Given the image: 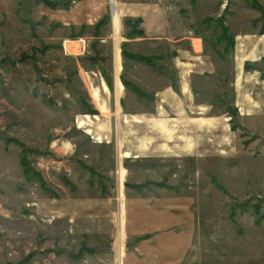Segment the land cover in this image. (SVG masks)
<instances>
[{
  "label": "rangeland",
  "instance_id": "obj_1",
  "mask_svg": "<svg viewBox=\"0 0 264 264\" xmlns=\"http://www.w3.org/2000/svg\"><path fill=\"white\" fill-rule=\"evenodd\" d=\"M46 1L0 0V264H116L117 239L128 264L132 240L124 230L119 237L120 219L136 183L144 194L164 193L172 203L184 202L187 228L190 223L194 228L179 264H247L263 258L264 0H132L167 7L172 36L190 29V36L200 37L202 56L187 53L188 44L181 41L176 44L183 56L173 58L161 42L123 47L119 36L114 39L113 33L122 32L121 4L127 0ZM106 12L110 17L102 22ZM220 17L234 37L228 52L219 40ZM95 24H101L97 31ZM67 39L88 45L81 55H68ZM193 40L198 49L200 40ZM74 41L69 47L78 52ZM130 55L149 57L151 63ZM135 63L173 80L177 76V84L182 70L188 91L182 95L177 87L176 105L161 101V93L131 81L129 72L143 76ZM118 75L142 94L122 79L120 84ZM186 84L183 80L182 90ZM116 93H122L123 103ZM88 107L97 113L87 115ZM34 147L36 152L29 149ZM21 150L49 191L25 181ZM82 165L105 175L111 193L101 192L97 175L89 174V182ZM63 178L77 181L81 196L108 199L113 218L101 228L108 231L103 238L76 234L78 227L74 224V232L56 214L52 198L73 193ZM91 219L79 226L90 228ZM83 245L92 252L79 255Z\"/></svg>",
  "mask_w": 264,
  "mask_h": 264
},
{
  "label": "crops",
  "instance_id": "obj_2",
  "mask_svg": "<svg viewBox=\"0 0 264 264\" xmlns=\"http://www.w3.org/2000/svg\"><path fill=\"white\" fill-rule=\"evenodd\" d=\"M121 9L122 11H124V13H126V14L124 13L122 14V32L120 34L117 33V35L113 33L114 39L115 36H119V39H121L119 41L121 43L126 42L131 44H135L137 42H144V43L161 42L163 43V45H165V47L169 46V54L171 55L172 58L176 57L177 55L183 56L184 49H182L180 45L179 47H177L178 45L176 43L184 41L185 43L188 44L187 49L185 50L187 51V53L192 52L197 56H202L203 46L201 39L200 37L197 36H190L189 35L190 29H185V31H183L180 34V36L171 35L170 20L167 18L164 12L167 9V7L165 8L163 4H159V3L141 4L138 1L136 2L132 0H127V1H122ZM116 10L118 12L120 11L118 10L117 7ZM111 14H112V8H111ZM108 15L109 14L106 12V14L102 15V17L103 16L110 17ZM119 15L120 12L116 13V16L118 17V29L120 28ZM126 16H129L131 18H136V17L141 18L139 27L143 30L144 36H137L134 38L126 37L125 33L129 31V27L126 26V24L124 23V18ZM111 18L113 19V15L111 16ZM195 38H198L200 40L198 49H196L195 42L193 40ZM173 50L176 52V54L175 52H173ZM123 59H125V57H123ZM112 64H113V56H112ZM180 64L183 66L181 62ZM133 65H134V69L141 70L143 76H140L141 78H138L136 73L129 72V74H131V79H132L131 81L133 82L138 81V83L141 84L144 82L142 85L148 86L150 88L149 91H153V93H161V101L165 99L166 101L174 102V105H176L175 97H179L177 93L178 92L177 87L180 91V94L182 95L185 94L183 93V91L185 90L188 91V81L186 79L184 72L180 73L182 70L178 74L179 82L177 84L176 82L177 76H176V80H173V78L170 76L169 73H161V75H159L153 71L150 72L149 69H145L142 66L137 68V66L140 65L139 63H135ZM121 70H122V65H121ZM181 74L184 75L181 76ZM183 80H186L187 84L185 88H183L182 90ZM113 82H114V76H113ZM100 86L101 88L102 87L106 88L104 82ZM112 89H113V85H112ZM125 89L127 88L123 86L122 93L125 92ZM122 93L120 94V96L122 95ZM94 96L95 99L97 100L99 94L96 88L94 89ZM124 99L125 98L122 97L120 102L123 103ZM132 102L133 99L130 98L129 103L127 105H130ZM98 106L99 109L102 110V105L98 104ZM86 118L88 119V117ZM93 118L99 119L98 116H93ZM166 131L168 132V130ZM89 174L90 173H88V176L90 177L91 174L90 175ZM104 176L105 175L102 174H100V176L97 175V183L99 187H101V192L103 194L108 195L111 192L108 190V187L105 186L104 180L106 178ZM92 179L93 177H90L88 181L91 182ZM63 182L64 184L69 185L70 191L73 193L70 195L67 194V197L65 199H63L64 198L63 196H61V198L60 197L52 198L54 202V204H52L53 209H58L56 214H59V216L63 217L65 221H67V223L69 222L71 230H73L74 232H75V227H78L76 234L81 233L80 235H88L90 233L95 232L98 234V237H102L100 235H105L108 231L105 232L101 228L103 227V225L107 226V221L109 219L108 218L109 216L113 218V211L111 205L108 202V199L101 200L100 195L99 197H97V199H94L93 197H87V196L85 197L83 195L81 196L79 195V193H83V191L80 190L81 192H79L78 187H80L81 185L77 183V181H74L75 184L73 185L72 182H70L66 178H63ZM75 185L77 186L76 190H75ZM135 185L137 186H135V190H133L134 194L132 196L126 197L124 200L126 201L125 210L123 205V198L121 199L119 198L121 214L124 210L123 219H120L122 235H120L119 237L121 238V236L122 237L124 236L123 235V230H124L125 236L127 237V241L132 240L131 242L128 243L130 245L128 247L129 249L128 264H179V260H180L179 255L182 253L181 255L184 256L187 247L190 245V243L187 245V241L189 237L191 239L192 236H190V233L194 228L193 223H190L189 228H187V224H186L187 216H186L184 202L183 201L179 202V200H177V204H175L174 202L172 203L167 195H163L164 193L162 195L154 194L152 192L148 194H144V188L141 185V183L140 184L136 183ZM56 214L55 216H57ZM87 217L93 218L91 220L95 221L94 222L95 225H91L90 228L84 227V225L79 226L81 223H86L89 221V218ZM191 219H192V215H191ZM109 223H111V221ZM74 224L76 225L75 227ZM110 225L111 224H109V231L111 230ZM91 228L94 229L91 230ZM191 235H193V232ZM117 241L119 242V244L116 251H118L119 254H117L116 264L117 263L123 264V260H122L123 244L118 239ZM106 243H109L108 239ZM106 246L108 249L110 248L108 245ZM81 248L82 251L79 252V255L83 251L88 252L89 254V252H92L93 250L92 248L86 245H83L79 249ZM245 263L264 264V257L258 259L257 261L253 259L252 260L249 259V261L248 262L245 261Z\"/></svg>",
  "mask_w": 264,
  "mask_h": 264
},
{
  "label": "trees",
  "instance_id": "obj_3",
  "mask_svg": "<svg viewBox=\"0 0 264 264\" xmlns=\"http://www.w3.org/2000/svg\"><path fill=\"white\" fill-rule=\"evenodd\" d=\"M192 1L194 2L196 0H192ZM46 2L47 3H49V2L54 3V1H51V0H47ZM67 6H68V4H65V7H67ZM104 17H105V19L102 22H105L108 19L107 16H103L102 19ZM208 19L209 18H206V20H208ZM140 22H141V18L140 17L131 18L129 16H126L124 18V23L126 24V26L129 27V31L125 33V35H126L127 38H134V37H137V36H144L143 30L141 28H139ZM216 22L218 23L219 27L221 28V34L219 36V40H224L225 41L224 52H228L230 49L232 50V48H233L234 37L232 36V34H230V33L227 32L228 31V27L223 24V19L221 17L220 18H217ZM101 24L100 25L99 24H95L94 25L95 31H97V29L101 26ZM124 45H126V42L122 43V46L123 47H124ZM116 55L121 56L120 55V49H117ZM122 55L124 57L126 56V51L124 50V48L122 49ZM130 56H131V58L137 59V61L138 60H141V61H145L147 63H151V62H149L150 61V58L149 57L146 58V57L137 56V55H130ZM248 67L249 66H247V68ZM104 79H106V84H107L108 88L111 89L112 83H111L110 78L104 76ZM121 79H122L123 84L126 87H130V89L133 90V91H135L138 95H141L142 94L141 90L138 87H136L134 85H131L129 82H125L122 77H121ZM118 81H119L120 84H122L120 82L119 77H118ZM117 95L119 96V94L116 93V98H117ZM85 112H87V115L88 114H95V113H97L96 110H94L92 108H89V107L86 108V111ZM22 146L24 147L23 149L26 150V148H25L26 146L25 145H22ZM29 149L34 150V152H36V148L35 147L34 148H29ZM21 152H20L19 162H20L22 174L24 176L25 181L29 183L30 181L34 180V181H36V182L39 183V185H40V187H41V189L43 191H49L46 188L45 182H44V180H42L40 174L30 166V164L28 162V159H26V157L23 155V150H21ZM38 153L39 154H42L40 151H38ZM83 167H85L89 171V173L91 175H98V176H100V174L97 171H95L93 167L86 166V165H83ZM135 186H137V185H135ZM259 217L263 218L264 217V213L263 214H260ZM259 221H260V219L259 220L258 219L256 220V222H259Z\"/></svg>",
  "mask_w": 264,
  "mask_h": 264
},
{
  "label": "built area",
  "instance_id": "obj_4",
  "mask_svg": "<svg viewBox=\"0 0 264 264\" xmlns=\"http://www.w3.org/2000/svg\"><path fill=\"white\" fill-rule=\"evenodd\" d=\"M76 39H67L64 41V44H63V49H64V52L65 54H68V55H74V56H78V55H81L82 51L84 50V43H86L88 45V43L85 41V40H76ZM74 41L77 45L75 46V49L77 48V51H72L73 48H70L69 47V42H72ZM73 42V43H74Z\"/></svg>",
  "mask_w": 264,
  "mask_h": 264
},
{
  "label": "bare ground",
  "instance_id": "obj_5",
  "mask_svg": "<svg viewBox=\"0 0 264 264\" xmlns=\"http://www.w3.org/2000/svg\"><path fill=\"white\" fill-rule=\"evenodd\" d=\"M97 96V95H96ZM81 125H82V123H81ZM159 125V124H158ZM125 156L127 157V156H129V154H125Z\"/></svg>",
  "mask_w": 264,
  "mask_h": 264
}]
</instances>
